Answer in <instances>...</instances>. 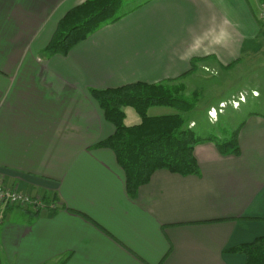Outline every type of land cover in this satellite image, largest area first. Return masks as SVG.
Segmentation results:
<instances>
[{"label":"crops","instance_id":"1","mask_svg":"<svg viewBox=\"0 0 264 264\" xmlns=\"http://www.w3.org/2000/svg\"><path fill=\"white\" fill-rule=\"evenodd\" d=\"M85 1L0 0V183L47 203L38 213L0 206V264H246L230 250L264 235V114L246 113L237 155L203 143L198 175L160 170L131 195L114 152L99 146L116 130L90 90L180 81L189 95L207 70L264 59V0H127L67 56L46 55ZM235 79L226 95L203 96V110L215 116L237 94L247 106L249 89L260 98L231 90ZM125 113L127 126L141 123Z\"/></svg>","mask_w":264,"mask_h":264},{"label":"trees","instance_id":"2","mask_svg":"<svg viewBox=\"0 0 264 264\" xmlns=\"http://www.w3.org/2000/svg\"><path fill=\"white\" fill-rule=\"evenodd\" d=\"M122 6L123 0H86L71 9L60 20L45 54L67 56L101 27L119 20L123 16ZM230 67L233 66L226 69ZM183 88L138 82L119 88L90 90L104 117L116 130L99 146L114 152L131 195L160 170L182 176L198 175L195 150L203 143L214 142L222 155L239 152V129L229 141H218L216 137H200L189 128L185 115L195 109L200 96L199 92H194L192 97H187ZM128 107L140 116V124H125V108ZM153 107H168L177 113L151 117L148 112ZM230 251L243 253L246 264H264V236Z\"/></svg>","mask_w":264,"mask_h":264},{"label":"rangeland","instance_id":"3","mask_svg":"<svg viewBox=\"0 0 264 264\" xmlns=\"http://www.w3.org/2000/svg\"><path fill=\"white\" fill-rule=\"evenodd\" d=\"M124 1L127 0H123ZM252 3L254 0H250ZM124 11L126 10V6L123 9ZM122 13V10H121ZM259 13V12H258ZM259 16V14H258ZM262 20V19H261ZM260 55H255L253 57V60L248 61L247 59L242 62V66L239 67L238 69L231 71H225L222 70L220 71V76H214L211 75L212 73L215 74L214 72H207L205 73L206 76H209V80H196L193 85L198 87L199 89L195 92H199V99L196 104V107L194 110L189 112L188 114L185 115V117L189 119H196L197 122V128L195 129L196 133L203 138H208V137H216L218 138V141H227L230 140L233 133H235L242 122L243 118L246 116V113L248 111H252L254 113H261L264 114V59ZM219 73V72H218ZM213 76V77H211ZM232 76L235 77L237 76V79H235L236 86L232 87L231 90H242L243 89H248V88H254L259 90V94L256 96H260V98H255L254 93L256 92H251L250 89L247 91V99H249V102L247 106H242L241 107V102H245L244 96H241L237 94L236 99L237 101H232L231 103H222L218 104V111L217 115L215 118H210L209 114L212 111H204L203 108L207 102L213 101L216 99V91L220 92L221 95H226L227 94V87L229 83L232 81ZM216 77V78H215ZM213 78V79H212ZM179 82V83H178ZM179 84L178 87H184V94L186 92L185 86L180 84V81H177ZM177 87V88H178ZM194 93L185 95L187 97H192ZM218 94V93H217ZM206 97L208 100H205L206 103H201L203 98ZM210 97L214 99H209ZM226 97H229L228 95ZM222 98H225L222 97ZM218 102V100H217ZM201 103V104H200ZM236 107L238 110L241 109L240 112H234L231 110V107ZM222 107V108H221ZM168 108V107H167ZM171 111L174 115L177 113L175 109L171 108ZM149 114V112H148ZM160 117V116H156ZM212 120L213 123L210 121ZM128 123L130 125L132 122L128 120ZM136 125V124H135ZM194 124H190V127ZM192 129V128H191ZM264 235L260 236L263 237ZM258 237V238H260ZM257 238V239H258ZM253 243V242H252Z\"/></svg>","mask_w":264,"mask_h":264},{"label":"built area","instance_id":"4","mask_svg":"<svg viewBox=\"0 0 264 264\" xmlns=\"http://www.w3.org/2000/svg\"><path fill=\"white\" fill-rule=\"evenodd\" d=\"M261 19L264 22V7L261 13ZM207 71L209 72V70ZM209 115H211V118L215 117L212 115V112ZM0 206H15L25 208L27 210H33L34 212H39L47 207L41 199L32 198L27 194L21 193L14 189H10L3 185V183H0Z\"/></svg>","mask_w":264,"mask_h":264},{"label":"bare ground","instance_id":"5","mask_svg":"<svg viewBox=\"0 0 264 264\" xmlns=\"http://www.w3.org/2000/svg\"><path fill=\"white\" fill-rule=\"evenodd\" d=\"M215 117H216V114H215ZM215 117H214V118H215Z\"/></svg>","mask_w":264,"mask_h":264},{"label":"clouds","instance_id":"6","mask_svg":"<svg viewBox=\"0 0 264 264\" xmlns=\"http://www.w3.org/2000/svg\"><path fill=\"white\" fill-rule=\"evenodd\" d=\"M216 115H217V112H216Z\"/></svg>","mask_w":264,"mask_h":264}]
</instances>
